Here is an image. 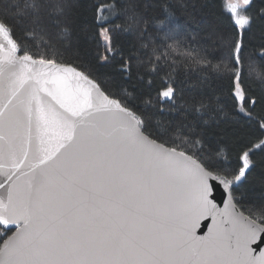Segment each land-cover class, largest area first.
I'll list each match as a JSON object with an SVG mask.
<instances>
[{"label": "snow or ice", "instance_id": "1", "mask_svg": "<svg viewBox=\"0 0 264 264\" xmlns=\"http://www.w3.org/2000/svg\"><path fill=\"white\" fill-rule=\"evenodd\" d=\"M249 5H224L241 38L230 45L236 70L216 66L232 85L235 116L246 122L235 121L232 132L239 153L235 169L205 162L195 133L153 127L104 81L58 62L69 32L68 0L14 5L12 18L30 25V32L55 36L43 53L28 51L8 16L0 17V227L5 235L15 228L0 243V264H264V196L246 206L243 194L236 195L257 167L256 151H264V113L254 114L264 100L241 87L242 34L254 19L246 14ZM171 7L127 0L128 30L136 29L145 55L150 43L184 35ZM97 11L110 9L101 5ZM108 22L97 16L98 24ZM111 33L101 30L106 45ZM259 55L264 59V52ZM160 59H150L153 71L162 70ZM160 94L171 101L177 89ZM245 127L255 128L259 144L245 141ZM177 140L183 150L171 146ZM217 182L226 190L223 207L214 195ZM208 218L207 233L198 235Z\"/></svg>", "mask_w": 264, "mask_h": 264}, {"label": "trees", "instance_id": "2", "mask_svg": "<svg viewBox=\"0 0 264 264\" xmlns=\"http://www.w3.org/2000/svg\"><path fill=\"white\" fill-rule=\"evenodd\" d=\"M158 2L172 6L169 10L183 27L184 35L163 45L160 41L150 43L145 55L140 50L136 29L128 30L131 22L125 13L127 0H68L65 19L69 32L61 41L63 47L59 49L58 62L75 66L91 78L104 81L110 92L121 96L129 108L142 114L153 127L175 131L182 126L185 133H195L203 141L201 158L213 167L238 168V145L232 132L238 127L235 121L246 122L234 114L232 85L216 71L217 65H228L230 71L236 70L230 61V45L241 38L225 10L226 0ZM16 3L22 6L24 0H0V17L8 16L9 23L15 25V38L22 41L28 51L45 52L46 42H54L55 36L50 40L49 33L37 30L33 34L28 30L30 25L21 22L19 17L12 18L17 11ZM101 5L110 11L98 13ZM160 11L157 7L155 14ZM246 14L254 19L250 29L242 34L245 78L241 87L249 95L264 100V59L259 55L264 52V0H250ZM98 15L107 17L109 22L98 24ZM104 27L112 29L110 45H106L100 34ZM153 47H159L160 51L152 53ZM156 57H161V71H153V64L149 62ZM129 58H132L131 67L125 71ZM209 63L212 67H208ZM166 87L177 89L171 101L160 94ZM261 113H264V103H258L254 110L255 115ZM249 131L252 135L247 134ZM244 132L246 142H260L255 128L245 127ZM179 144L177 140L171 146L183 150ZM254 158L257 167L236 193L238 198L243 194L246 206L264 196V151H256ZM225 160L229 162L227 165L223 163ZM5 231L0 227V243L12 233L7 231L5 235Z\"/></svg>", "mask_w": 264, "mask_h": 264}, {"label": "water", "instance_id": "3", "mask_svg": "<svg viewBox=\"0 0 264 264\" xmlns=\"http://www.w3.org/2000/svg\"><path fill=\"white\" fill-rule=\"evenodd\" d=\"M260 143V142H259ZM258 143V144H259ZM242 183V182H241ZM240 183V184H241ZM225 193H226V190L223 188V186L222 185H219V183L217 182V187H216V189H215V193H214V195H215V197H216V202H217V204L220 206V207H223V202H224V200L226 199V195H225ZM211 224H212V221H211V219L210 218H208V219H206V220H204V221H201V226H200V228L199 229H197V234L198 235H204V234H206L207 233V231H208V228L211 226ZM10 228H11V230L10 231H12V233L15 231V228L14 227H12V226H9ZM2 229H4V230H6L5 228H3V227H1ZM11 233V234H12Z\"/></svg>", "mask_w": 264, "mask_h": 264}, {"label": "rangeland", "instance_id": "4", "mask_svg": "<svg viewBox=\"0 0 264 264\" xmlns=\"http://www.w3.org/2000/svg\"><path fill=\"white\" fill-rule=\"evenodd\" d=\"M233 2H235V0H233ZM226 3H227V0H226Z\"/></svg>", "mask_w": 264, "mask_h": 264}]
</instances>
